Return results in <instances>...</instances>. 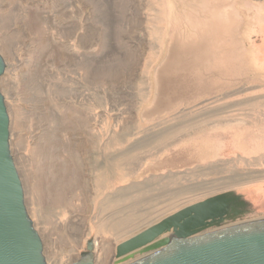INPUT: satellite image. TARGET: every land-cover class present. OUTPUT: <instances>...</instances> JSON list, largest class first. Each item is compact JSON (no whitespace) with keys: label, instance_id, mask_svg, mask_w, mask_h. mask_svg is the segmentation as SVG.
Listing matches in <instances>:
<instances>
[{"label":"rangeland","instance_id":"374dc122","mask_svg":"<svg viewBox=\"0 0 264 264\" xmlns=\"http://www.w3.org/2000/svg\"><path fill=\"white\" fill-rule=\"evenodd\" d=\"M228 4L0 0V57L5 65L0 92L10 119L9 151L44 264H135L166 249L180 214L190 216L201 206L215 204L200 227L195 228L196 221L188 223V239L264 219V210L232 220L218 213L222 199L264 198L258 194L264 185V145L255 153L247 150L252 139L264 144V0H238L241 15L231 9L233 23L224 40L228 62L237 63L222 75L210 74L223 88L203 93L194 105L183 104L161 119L142 118L153 104L154 71L171 38L197 39L208 26L211 9ZM218 120L247 124L222 131L213 126L225 123ZM195 125L200 128L192 129ZM188 130L197 136L185 137ZM208 139L216 152L201 158L198 145ZM147 144L145 154L139 148ZM89 158L93 172L84 166ZM201 167L216 169L208 178L203 173L204 185L237 173L261 176L242 187L209 186L193 200L169 188L170 178L178 182L184 171ZM192 191L195 195L200 190ZM111 199L121 202L102 210ZM196 200L201 204L193 205ZM164 222H169L167 230L140 243ZM139 235L144 237L132 242L141 246L121 253Z\"/></svg>","mask_w":264,"mask_h":264},{"label":"water","instance_id":"95a60500","mask_svg":"<svg viewBox=\"0 0 264 264\" xmlns=\"http://www.w3.org/2000/svg\"><path fill=\"white\" fill-rule=\"evenodd\" d=\"M195 39L196 37L188 41H195ZM172 42L173 38L168 44L164 60L154 71V100L152 106L146 108L143 112V120L150 119L154 115L158 116L157 119H161L166 113L173 112L175 108L183 104L187 106L194 105V102L203 93L211 94L223 88V85L220 84L210 90L200 89L202 92L198 89L197 92L188 95L192 98H185L186 90L195 89V84L189 83L185 85L188 89L183 86L182 89L185 91L181 89L175 95H179V100L169 102V92L164 93L162 91L161 81L158 83V76L160 77L162 68L168 64ZM4 66L0 57V77L3 74ZM190 75H187L189 82L193 79ZM206 76L203 74L204 78ZM167 89L172 90L173 86L170 85ZM177 89H180V87ZM9 141L10 119L4 98L0 92V264H44L42 243L27 218L23 190L10 156ZM182 191L174 190L175 193ZM189 192L193 193L192 190H187L186 193ZM213 206H207L206 208L201 206L193 209L190 216H187L186 213L180 214L178 222H175L173 234L167 241V248L135 264H264V219L219 229L193 239L186 238L188 223L196 221L195 228L200 227L204 218L210 217L208 213H210ZM187 217L191 218L187 219ZM168 228L169 222H164L162 225L157 226L156 230L154 228L150 230L146 236L154 238L155 235L161 234ZM141 237L144 236L139 235L136 239L132 238L130 241H135ZM75 264L93 263L89 260L79 261Z\"/></svg>","mask_w":264,"mask_h":264},{"label":"bare ground","instance_id":"6f19581e","mask_svg":"<svg viewBox=\"0 0 264 264\" xmlns=\"http://www.w3.org/2000/svg\"><path fill=\"white\" fill-rule=\"evenodd\" d=\"M225 1H227L229 4L224 7L220 5H215L214 8L211 9L210 19L207 20V23H208L207 28L202 29V26L198 25L197 23L198 28L202 29L200 30L201 33L199 37L197 38V40L195 39V41H184L182 37L178 36V34L173 37V42L171 43V48L169 52L168 64L162 68L160 77L158 76V83H160L161 81L160 84L162 86V91L164 93H166V91L169 92V95H168L169 102L172 103L176 100H179L180 99L178 98L179 95L177 96L175 95L180 92L179 90H181L183 86L189 83L195 84L194 85L195 89H192L190 91L187 90L186 95L184 94L185 98H192V96L188 97V95H191L192 93L197 92L198 89L205 90L206 89L205 86H208V88H210L209 81L210 79H212V76H210V74L220 75V74L226 73L231 69V67H233L232 66L233 64L237 63V62H234V63L232 62V64H230L228 62L227 56H228L229 50H228V45L225 43L224 39L226 37L225 36L226 29L230 27L231 24L233 23L231 9H233L234 11L239 9L240 15L242 13V10L238 7V4H237L238 0H225ZM234 49H237V48L234 47ZM203 74L208 75L211 78L206 79L203 77ZM187 75H190L193 77L192 81L189 82V77H187ZM211 84L212 86H216L213 80L211 81ZM170 85L173 86L172 90L167 89V87L169 88ZM178 87H180V89H177ZM185 88L187 87L185 86ZM202 90H200V92H202ZM244 91H248V90L245 89ZM246 124L247 122L244 120H239V121L236 120L232 122H226L224 124H215L213 126L216 128L218 127L219 129H227L228 127H233V126L238 125L237 127L244 129V126ZM204 127L202 128L204 129ZM140 146L141 148L139 149H141L142 151L144 150L145 154L149 152L148 149L150 145L147 144V145H140ZM84 166H85L86 171L93 172L94 167H95V164L93 165V159L89 158L87 160V163L84 164ZM232 182H234V179H232ZM67 183L71 185L72 182H70L69 180L67 181ZM96 184L99 185V180L98 181L96 180ZM67 187L69 188L71 186H67ZM119 198L121 197L119 196ZM119 202L121 201L116 200V199L115 200L114 199L105 200L103 202L104 209L102 210H105V208H112L113 206H115V204ZM34 212L38 213L36 209L34 210ZM39 214H40V211H39ZM40 217H43L45 219V216L43 214ZM128 220L129 218L128 219L126 218V221ZM112 225L113 226L119 225V223L118 224L114 223ZM103 226H105V223ZM150 239H152V237H147L146 239H142L143 241L140 243L142 244L143 242L145 241L147 242ZM138 244L139 243L135 245V243L132 241L129 243H125L121 249V252L127 251L128 249H131L132 247L137 246Z\"/></svg>","mask_w":264,"mask_h":264},{"label":"crops","instance_id":"0c3cea01","mask_svg":"<svg viewBox=\"0 0 264 264\" xmlns=\"http://www.w3.org/2000/svg\"><path fill=\"white\" fill-rule=\"evenodd\" d=\"M234 58V57H233ZM235 59V58H234ZM237 60V59H236ZM222 75V74H221ZM211 81L212 79H210L209 81V85L211 84ZM216 86L218 85V83H216ZM205 90H210V88H208V86H205ZM181 91V90H179ZM187 91V90H186ZM212 113L214 114H219L220 112H216L215 111H212ZM213 114V115H214ZM211 113L207 116L208 117H211ZM222 121H225V123L228 121V120H218V122H222ZM211 123H214V122H211ZM210 124V123H209ZM198 125H195L194 128L192 129H198L197 128ZM186 128H188L186 126ZM189 129V128H188ZM218 130H222V131H228L226 129H218ZM189 132V133H188ZM235 132L234 135L235 136H238L239 134V131H233ZM184 135L185 137H188V136H197L196 132H192V130H188L186 132H184ZM201 135V134H200ZM263 142L261 141L260 138H258V140L256 139H252L251 140V147L247 146V150L248 151H252L253 153L257 152L259 149H261V147L263 146ZM198 146H200L201 148V151H202V155L200 156L202 158V156L204 154H214L216 151L214 149V143H212V140H205V142H201ZM241 148H246L245 146L243 145H240ZM199 148V149H200ZM204 153V154H203ZM202 160V159H201ZM202 168V167H201ZM210 171H216V169H213V167H207L206 169L202 168V169H198V170H194V172L190 171V172H185V176L182 177L180 180H178V182L175 181V179L171 180L170 178V181H169V188L172 189V190H178V189H184V194H185V198L184 200H193L194 198H197L198 196H201L202 193V189H204L205 187H212V186H215V187H220V188H224V187H242L244 186V181L248 180V181H251L252 178H256V177H259L261 176V173L259 175H257L255 173V175H250L248 173V175H245L244 173H237V174H231L230 176H228L227 178H224L222 179L223 182L221 183H218L216 182V184H213V185H204V176H203V173L206 175L205 178H208V176H210ZM209 172V173H208ZM263 173V176H264V172L261 171ZM180 173L184 174L183 171H181ZM232 179H234V182H232ZM214 181H218L217 180H214ZM263 181V180H262ZM206 183H208L207 181H205ZM236 182H239L238 184H236ZM234 184L235 185H231L229 186L230 184ZM166 184V183H165ZM167 185V184H166ZM263 187V188H262ZM260 190L258 192L259 193H264V185L263 186H259L258 187ZM187 190H200L201 192L198 193L197 191L195 193H197L198 195H195L194 197L192 196L193 193H188L189 196H187L188 194L186 193ZM257 192V191H255ZM225 193L224 191H222V193H219V194H223ZM191 194V195H190ZM218 194V195H219ZM256 194V193H255ZM199 198V197H198ZM214 200H219V199H213ZM225 204L222 206V208L220 209V211H218V213H220L222 215V219L224 220H232L234 218H238L239 216L245 214V213H262L263 210H264V198L263 196H255V199H243L242 196L236 199H222ZM209 201H212V200H209ZM192 203V202H191ZM201 204L200 200L197 201L193 204ZM247 223V222H246ZM241 224V223H240ZM229 227H232L231 225L229 226H223V227H219L218 229H224V228H229Z\"/></svg>","mask_w":264,"mask_h":264},{"label":"flooded vegetation","instance_id":"af4514ba","mask_svg":"<svg viewBox=\"0 0 264 264\" xmlns=\"http://www.w3.org/2000/svg\"><path fill=\"white\" fill-rule=\"evenodd\" d=\"M198 10L200 11V9H198ZM182 190L184 191V189H181V190H180V189H178V191H182Z\"/></svg>","mask_w":264,"mask_h":264}]
</instances>
